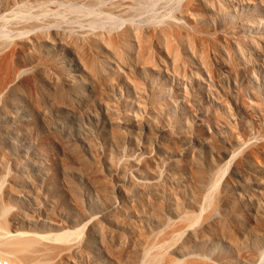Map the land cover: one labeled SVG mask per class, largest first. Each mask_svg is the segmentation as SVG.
<instances>
[{
  "label": "rangeland",
  "instance_id": "374dc122",
  "mask_svg": "<svg viewBox=\"0 0 264 264\" xmlns=\"http://www.w3.org/2000/svg\"><path fill=\"white\" fill-rule=\"evenodd\" d=\"M9 74L0 222L31 241L15 248L23 264H122L140 235H163L118 194L128 223L103 218L107 166L133 161L130 178L156 188L140 199L177 197L195 229L230 218L236 245L212 232L215 251L264 264V0H0V81ZM96 220L114 235L92 246ZM73 243L81 254L63 250Z\"/></svg>",
  "mask_w": 264,
  "mask_h": 264
},
{
  "label": "bare ground",
  "instance_id": "6f19581e",
  "mask_svg": "<svg viewBox=\"0 0 264 264\" xmlns=\"http://www.w3.org/2000/svg\"><path fill=\"white\" fill-rule=\"evenodd\" d=\"M3 33L6 34L5 32ZM10 75L11 74L8 75L9 77L0 81V119L2 118L6 110L7 104L15 106L17 103L13 99V96H15L17 92V86L14 83L16 77L14 78L13 76L15 74H12V76ZM66 75L67 74L63 73L61 75L62 77H60L62 78V83L64 84L67 82ZM0 122V137L2 136L3 140L1 141L6 142V135L9 131V128L7 127V125L3 124L1 120ZM106 169L108 173L113 172L115 174L116 181L115 183H112L104 180L100 183V188L102 192L105 193L106 198V206H104L105 208L103 207L104 209L102 208L105 214L103 218L106 217L108 219V222L110 221V223L113 224L116 228L124 227L128 223L129 220L125 217L126 215L124 216V214L122 213L121 207L117 208L116 206L115 198L118 194L125 203H129L131 205L134 214H136L139 219L145 220L147 218H152L157 224H163V226H166L167 224L168 226L167 229H163V235L161 234L160 237L158 236V234H156V232L152 236L150 235L151 237L138 235L139 237L137 238V242L132 247L130 246V249L127 248V250L123 251L124 249L122 248V251L119 250L120 252L118 251V254H116L117 257L122 260V264H212L206 260V257L216 259L218 261V264H252L256 260L255 256L253 254H248V252H244L239 256H236L235 259H230L222 252L215 251L217 248L216 243L211 242L212 237H210V241L208 238L209 233L211 234L212 232H214V234L217 232L220 233H217L218 235H215L218 237L220 235L221 238L229 242L231 245H236V242L234 241L233 229L230 226V218L224 217L218 218L216 219V221L208 223L203 222L204 224L201 228L195 229L193 227H190L193 223L190 222L192 218L191 213H188V211L185 210L184 204L177 197L172 198L168 201L164 200L163 198L158 199V201H154L152 198H147L145 200L140 199L138 189L143 188L147 190V192L153 193L156 188L153 184L147 181H135L130 178L129 173L131 171H140L141 167L139 164L133 161L129 166L122 165V167L118 166L115 168H112L109 164ZM153 177H159L158 173H155ZM224 201L229 202V196H225ZM1 211H3V209ZM167 212H170L175 217H178L176 221L177 223L172 224L174 226V228L172 229H170L169 224V222L171 221H168L166 219ZM235 215L236 216L232 217V219L236 220L237 222L235 223L238 224V220L240 217L237 216V214ZM0 216H2V214ZM1 222V235H3L2 233H4L5 236H10L12 237V239L8 242H3V245H5L6 248L0 245L2 247L0 248V262H7L9 264H23L18 259V257H16L18 246L19 248L20 246L22 248L23 246L26 247L30 244L31 241H29V239H21L20 235L22 233L17 229L10 231L8 229H4V225H1ZM108 228L106 227V229L104 230L99 220L92 222L88 226L89 237L87 243L92 246L96 245L97 241L94 239V236H101L103 234V231L105 233L106 239L110 238L111 235H114V231L113 229ZM177 228L178 230H184L183 228L187 230L185 240L177 238V233H175ZM111 239L113 240L112 237ZM112 240H110V243ZM100 242L104 244L102 239ZM165 244H167V246H165ZM80 246L81 245L78 243H73L69 246L64 247L63 250H68L67 252L64 251L66 252V254L73 253L79 255L82 253V248ZM105 246L106 248H109V242ZM16 247L17 249H15ZM166 248H169L174 256H172L171 254L163 256V252L166 251ZM111 251H113V249H111Z\"/></svg>",
  "mask_w": 264,
  "mask_h": 264
},
{
  "label": "built area",
  "instance_id": "2783aa9c",
  "mask_svg": "<svg viewBox=\"0 0 264 264\" xmlns=\"http://www.w3.org/2000/svg\"><path fill=\"white\" fill-rule=\"evenodd\" d=\"M0 264H9V263H7V262H0Z\"/></svg>",
  "mask_w": 264,
  "mask_h": 264
}]
</instances>
